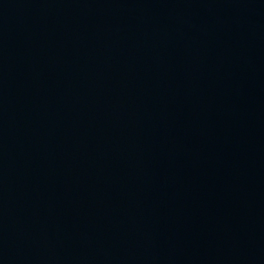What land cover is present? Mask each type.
Masks as SVG:
<instances>
[{"label": "water", "instance_id": "95a60500", "mask_svg": "<svg viewBox=\"0 0 264 264\" xmlns=\"http://www.w3.org/2000/svg\"><path fill=\"white\" fill-rule=\"evenodd\" d=\"M0 264H264V0H0Z\"/></svg>", "mask_w": 264, "mask_h": 264}]
</instances>
